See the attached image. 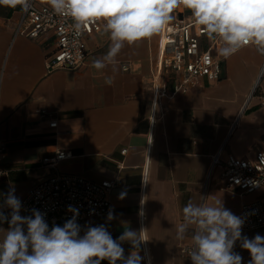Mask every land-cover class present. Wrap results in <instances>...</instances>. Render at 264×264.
I'll return each instance as SVG.
<instances>
[{
    "label": "crops",
    "instance_id": "1",
    "mask_svg": "<svg viewBox=\"0 0 264 264\" xmlns=\"http://www.w3.org/2000/svg\"><path fill=\"white\" fill-rule=\"evenodd\" d=\"M21 14L19 6L0 5V144L5 146L0 211L11 212L4 206L10 188L22 203L51 175L44 157L70 151L72 157L60 163L62 172L118 182L110 194L115 218H91L82 229L104 224L114 239L125 230L140 232L145 240L141 264H192V230L177 238L183 207L189 201L221 199L240 216L243 204L257 198L228 188L222 166L212 167L217 156L222 161L229 155L254 159L262 146L264 114L257 85L264 56L254 46L241 48L224 61L220 79L202 77L189 91L175 94L172 78L165 75L157 94L153 84L161 32L126 44L115 58V70L112 65L97 70L93 61L102 59L111 43L102 30L87 37L82 67L49 72L52 39L17 34ZM172 15L194 20L182 6ZM55 120L58 125L51 127ZM20 214L29 216L23 208ZM256 234L264 236V228L242 229L250 239ZM122 247L125 256L133 250L128 242ZM233 251L248 264L250 253L239 241Z\"/></svg>",
    "mask_w": 264,
    "mask_h": 264
},
{
    "label": "clouds",
    "instance_id": "2",
    "mask_svg": "<svg viewBox=\"0 0 264 264\" xmlns=\"http://www.w3.org/2000/svg\"><path fill=\"white\" fill-rule=\"evenodd\" d=\"M57 15L70 17L76 35L89 25L103 24L111 41L107 54L93 61L97 70L108 65L115 70V58L127 44L132 45L160 33L173 19L172 13L182 6L190 11L195 23L209 38L221 41L219 55L229 58L246 46H254L264 55V0H48ZM0 5L19 6L27 11L31 0H0ZM112 83V79L105 81ZM255 186V182H253ZM125 193L120 194L123 199ZM0 211V264H141L142 240L139 233L125 230L114 239L104 224L86 226L77 222L79 210L68 206L70 219L49 228L45 214L33 209L29 216L20 214L22 203L15 189L5 194ZM183 222L177 226V238L184 239L192 230V264H242L234 252L237 241L250 253L248 264H264V236H242L244 219L226 209L221 199L214 203L189 201L182 209ZM109 210L107 220H113ZM83 231V235L80 233ZM123 242L133 250L125 256Z\"/></svg>",
    "mask_w": 264,
    "mask_h": 264
},
{
    "label": "built area",
    "instance_id": "3",
    "mask_svg": "<svg viewBox=\"0 0 264 264\" xmlns=\"http://www.w3.org/2000/svg\"><path fill=\"white\" fill-rule=\"evenodd\" d=\"M102 30L103 24L98 22L76 35L72 19L57 15L48 0H31L29 9L22 10L16 27L17 34L30 38L50 36L55 52L47 63L49 72L59 68L82 67L88 56L87 37ZM220 47L221 41L209 38L194 20L175 17L161 31L153 84L155 92L159 94L163 88L165 75L172 78V91L175 94L189 91L202 77L220 79L226 60L219 55ZM263 78L264 62L257 85L264 114V84L260 86ZM46 113L44 111L43 114ZM50 125L56 127L58 122L55 120ZM122 152L125 154L127 149ZM4 153L5 146L0 144V159ZM69 157H72V152L66 150L44 157L43 166L51 170V175L33 187L22 201V208L28 215L32 214L33 209L45 214L49 228L53 224L62 226L71 218L72 213L67 210L69 205L79 210L77 222L81 227L88 219L107 218L109 210H113L110 194L118 183L117 179L94 181L64 173L60 170V163ZM218 165L222 166L221 177L228 188L237 189L243 194L257 195L256 199L243 204L240 217L245 222L242 229L264 228V139L254 159L229 155L222 161L217 156L213 160L212 170ZM80 235H83L82 232Z\"/></svg>",
    "mask_w": 264,
    "mask_h": 264
}]
</instances>
